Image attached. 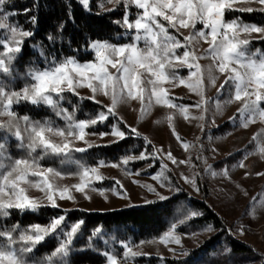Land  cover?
<instances>
[{"label":"snow or ice","instance_id":"6c2138e0","mask_svg":"<svg viewBox=\"0 0 264 264\" xmlns=\"http://www.w3.org/2000/svg\"><path fill=\"white\" fill-rule=\"evenodd\" d=\"M77 2L85 10L90 9V0ZM121 2L124 6L123 16L113 23L125 29L123 39L126 42L114 43L110 39L92 38L89 35L83 45L77 42L75 49H72L73 41L68 40L67 48L72 50V54H68L56 49L57 43L61 44V49L64 47V30L68 22L75 24L72 6L65 0L66 18L60 19L54 28L47 32L45 38L48 45L42 42L33 45L37 55L28 62L26 71L18 74L24 79V83L17 88L11 82L16 78L13 76L14 61L23 53L26 39L34 36L38 16L29 13L35 12L39 4L34 2L32 6L22 10L30 25L25 28L18 22H10L11 16L20 15V12L15 10L13 0H0V29L5 30L0 33V77L6 78H0V132H3L0 137V220L10 218L13 211L25 214L36 213L46 207L58 210L57 214L47 218L46 223L33 222L22 226L17 221L11 225H0V264H71L70 254L74 251V239L80 233L84 221L77 219L66 230L67 213L72 209L62 208L58 200L74 201L73 190L82 193L85 199H91L86 189L91 187L94 181L105 179L99 167L105 163L104 160L90 164L83 157L77 158L75 155L86 154L93 147L99 146L96 141L88 138L89 135L99 138L111 135L113 139L108 141V144L117 143L127 136L142 138L145 148L138 155L124 154L118 161L108 163L112 167H124L130 161H147L151 158L152 164H155L159 159L160 171L153 175L158 187L154 184L143 186L153 193L158 201L169 199V195L159 189H167L169 194L183 191L171 176L165 175L166 170H171L164 163V159L175 165L185 164L191 168V157L178 160L170 149L165 150L162 145L153 144L136 127L124 121L118 112L119 105L138 101V118L142 119L154 100L156 104L175 109L185 120L191 116L200 122L202 131L208 123L215 125V117L222 115L224 109L233 103L239 104L235 112L227 118L233 127L239 124L247 128L256 120L264 122V51L259 48L250 50L248 47L251 33H258L264 38V24L244 22L238 18L227 19L226 13L234 10L236 0H116V3ZM256 2L261 6L258 10L264 12V0ZM129 6H134L137 11L131 14ZM242 10L252 12L257 9L248 7ZM130 15H134V19H130ZM198 23L202 25L199 28ZM182 30H187L188 34L184 35ZM241 33L245 38H241ZM119 38L120 34H117L113 39ZM201 42L206 43L207 47L199 48ZM90 54H94V58H84ZM201 59H208L209 63L202 64ZM41 63L43 66H40ZM179 68H186L187 76H181L177 72ZM218 80L219 86L216 87L215 95L207 96L206 90L216 86ZM165 85L173 88L185 85L198 99L191 105L177 104L175 101L181 98L171 95ZM82 88H87L90 95H82L79 91ZM68 93L77 99L76 103L67 98ZM98 95L107 97L109 103L98 100ZM222 95L223 100L220 99ZM85 99L100 105V109L94 115L86 113L89 118L78 119L76 113ZM65 102L68 107L64 106ZM22 103L43 104L51 108L55 116L64 122L63 125L57 124L47 116L33 119L28 114L19 115L13 109ZM190 108L197 109L198 114L193 115L189 111ZM109 118L114 121L108 125L109 132L87 131L90 127L104 124ZM166 118L172 134L184 149L188 150L192 142L176 132L173 113L169 112ZM260 134H264V129H260ZM10 137L16 140L15 146L21 155L13 157L9 153ZM199 139L197 137V141ZM208 139L211 141L212 137L209 136ZM253 139L257 142L258 152L264 158V143L260 141L258 134H254ZM197 150L202 153L203 144H199ZM212 151L217 150L213 148ZM241 151L244 156L240 159L239 166L244 168V158L250 153L246 149ZM126 152H130V149ZM197 158L204 159L202 155ZM44 159L56 160L58 164L46 166L42 163ZM71 167H74L75 171L65 170ZM232 167H236V164ZM139 171L137 170L138 173ZM205 171H210L213 177L222 175L231 179L227 166L217 172L212 170L211 165H206ZM128 174H131L130 171ZM249 174L248 171L243 173L245 177ZM261 174L255 173L257 176ZM65 176H77L79 182L62 184ZM179 176L184 183L199 192L200 185L197 181L200 173L192 172L186 175L180 172ZM116 185L123 188L119 181H116ZM236 187L241 186L237 183ZM33 189L41 195H31L30 191ZM95 190L101 195L106 191L103 188ZM110 191L121 194L117 192L116 187ZM188 195L190 197L191 193ZM104 198L107 199V196L104 195ZM155 202L144 201L146 204ZM189 215L196 217L202 213L190 212ZM248 215L254 218L255 211L250 208ZM177 226V223H171L168 230L159 235L158 240L165 245L169 242L181 245V238L175 234ZM211 230L212 224L202 229ZM243 231V226L236 229V232L241 234ZM228 232L230 235L236 234L231 228ZM192 235L195 237L197 234ZM106 236L102 226H96L90 232L87 248H81L79 251L95 250L93 240L99 238L105 250H97V254L103 256L105 264H118L114 248L109 250L110 244L115 245L117 239L115 236ZM48 237H56V246L49 253L36 258V248ZM144 242L140 241L139 244ZM118 243L123 249L121 261L149 255L134 251L130 246V239H120ZM181 250L185 259L194 251L186 248ZM169 251L173 252L175 258L176 250ZM224 251L230 253V248H225ZM157 259L160 264H164L167 257L158 255ZM178 264L182 262L178 261Z\"/></svg>","mask_w":264,"mask_h":264},{"label":"rangeland","instance_id":"374dc122","mask_svg":"<svg viewBox=\"0 0 264 264\" xmlns=\"http://www.w3.org/2000/svg\"><path fill=\"white\" fill-rule=\"evenodd\" d=\"M92 1L93 0H90V6L91 3H93ZM101 4L103 5L102 7L99 6ZM119 5L124 9L123 3H116V0H97L96 2V7H98L100 11L115 10ZM248 7L260 8L261 6L256 0H236L234 3V8L236 9L242 10ZM128 10L131 14L137 11L134 6H129ZM130 19H134V15H130ZM201 26L202 25L199 23L197 24L198 28ZM182 31L184 35L188 34L187 30ZM241 38H245L243 33H241ZM249 38L250 41L263 39L258 33H251ZM204 47H207V44L201 42L199 48ZM200 62L202 64H208L209 60L201 59ZM177 72L181 76H187L186 68H179ZM220 79H223L222 75ZM165 86L169 88L171 95L181 98L175 101L177 104L191 105L198 99V96L189 91L185 85H177L175 88L169 85ZM218 86L219 80L216 86L209 87L206 90V95L214 96L216 87ZM79 91L82 95H90L87 88L79 89ZM97 99L102 100L105 104L109 103V99L102 95H98ZM220 99L223 100L224 96L222 95ZM237 107H239L238 103L228 105L224 109L222 115H217L215 117V125L208 123L203 131L199 127L200 122L191 116L188 120H185L175 109L156 104L154 100L142 119L138 118L140 115V104L135 100L131 101L130 104L119 105L118 112L128 125L136 127L138 131L146 135L153 144L158 146L162 145L165 150L170 149L178 160H186L189 156L191 157V163L193 165L191 168L185 164L175 165L165 158L164 163H166L168 169L171 170H166L165 175L171 176L174 183L182 188L183 191L191 193L192 197L206 201L222 218L227 234L240 243L248 246L253 253L251 255L236 256L230 261L223 259L225 261H221L220 263H203L201 261H195V259H192L194 252L198 250L207 239L220 232V230L213 227L211 231H202V229L205 228V226H202L198 229H189L185 231L181 229L177 223L178 226L175 230V234L181 238V245H177L174 242H169L168 245H165L158 240L159 235L141 240L145 241L143 244H139L140 241L131 240L130 246L133 247L134 251H140L149 255L146 257L141 256L135 259H128L127 261H121L123 249L118 243L119 240L117 236H115L117 243L115 245L110 244L109 250L114 248V254L118 257V264H160L157 259L158 255L167 257L164 264H178V261L182 262V264H264V158H262L261 154L258 152L257 142L253 139V135L258 134L260 141L264 143V134H260V129H264V122L256 120L250 123L247 128H243L239 124L233 127L232 123L228 122L227 118L235 112ZM189 111L193 113V115L198 114V110L195 108H190ZM169 112L173 113V125L176 132L185 140L192 142V146H190L188 150H185L181 142L172 134V130L166 118ZM209 136L212 137L211 141L208 139ZM132 137L136 138V140H141L139 144L141 145L143 143L141 150H144L145 145L143 139L135 136ZM197 137L200 138L199 141H197ZM217 137H221V139H216ZM88 138L96 141L97 145H106L108 141L113 139L111 135H106L103 138H99L96 135H89ZM199 144H203L204 146V151L202 153H199L197 150ZM213 148L217 151L213 152ZM245 149L250 154L244 158L246 167L241 168L239 166V161L244 156V152L241 150ZM148 150H151V146H149ZM229 153H232V155H228ZM128 154L138 155L139 153ZM198 155H202L204 159H198ZM99 160L102 159H98V161ZM108 162L109 161H105L103 165L99 166L100 172L105 179L102 181H94L93 185L86 189L91 199H85L82 193L73 190L72 194L75 196V200H58L61 207L72 210L80 209L88 212H107L123 207L141 206L146 204L144 203L145 200H156L154 194L149 192L143 185L154 184L158 187V182L153 179V175L160 171L159 159H157L155 164H152L151 158L147 161L143 159L130 161L129 164L124 167H112ZM149 164H152V166L148 167ZM233 164H236V167L233 168ZM206 165H211L212 170L217 172H219L222 167L227 166L231 179L229 180L222 175L213 177L210 171H205ZM137 170H140L139 173ZM129 171L131 174H128ZM245 171L250 173L247 177L243 175ZM180 172H184L186 175L192 172L200 173V177L197 181L200 185L199 192L194 191L190 185L184 183L179 176ZM257 172L262 174L257 176L255 175ZM116 181H119L120 184L123 185V188L116 185ZM77 182H79L77 176H65L61 181L62 184L69 185ZM237 183L241 186L240 188L236 187ZM113 187H116L117 192L121 194L110 191ZM96 188L105 189L104 195L107 196V199L104 198V195L97 192L95 190ZM159 190L163 191L165 195L172 196L175 194H169L167 189ZM244 192L247 194L245 195ZM30 194L33 196L41 195V193L35 189L31 190ZM254 197L255 200H253ZM250 208L255 211L254 218L248 215V210ZM69 226L70 225L66 221L65 229L67 230ZM241 226L244 228L242 234L236 232V229ZM229 228L236 234L230 235L228 232ZM104 233L106 232L104 231ZM192 233H196L197 235L194 237ZM112 236L114 235L108 234L106 238ZM53 238L56 237H48L42 243L50 241ZM81 241L84 242V239L80 231L74 239L72 246L74 251L71 254L75 252H85L79 250L81 248H87L88 241L86 247L78 248L76 244ZM93 244L95 245V250L89 251L91 256L96 257V261L81 264H105L103 256L97 254V250L101 252L105 250L102 240L95 238ZM98 245L102 249H99ZM182 248L193 249L194 251L185 259L184 253L181 250ZM225 248L227 247L225 246L224 250ZM169 249L176 250L175 258L173 252L169 251ZM224 250H222L220 255L223 253L227 255Z\"/></svg>","mask_w":264,"mask_h":264},{"label":"trees","instance_id":"16d2710c","mask_svg":"<svg viewBox=\"0 0 264 264\" xmlns=\"http://www.w3.org/2000/svg\"><path fill=\"white\" fill-rule=\"evenodd\" d=\"M34 2L39 4V8L35 12L29 13V15H37L38 24L34 29V36L27 38L23 44V53L14 61L13 76L16 78L11 82L17 88L21 87L24 83V79L18 74L24 73L28 62L37 55L36 52H34L33 45L37 42L48 45V41L45 38L47 32L52 30L60 19L66 18L65 0H13L15 10L19 11L20 15L11 16L10 22H18L25 28H29L30 25L27 23V18L22 10L32 6ZM92 2L90 9L85 10L77 0H68V3L72 6L73 15L75 16V24L68 22L64 30V47L61 49V44L57 43V51L63 50L68 54H72V50L67 48L68 40L73 41L72 49H75L77 47V42L83 45L86 37L89 35H91L92 38L110 39L114 43L126 42L123 39L125 29L121 25L113 23V21L122 18L123 7L119 5L115 10L100 11V9L96 7L97 0H93ZM253 9L257 10L248 12L234 8V10L226 13V18H238V20L244 22L264 24V12L259 11V7ZM4 31L5 30L0 29V33ZM117 34H120V38L118 40L113 39ZM248 47L250 50L259 48L264 51V38L252 40ZM89 52H91V50H89ZM84 58L92 59L94 58V54H90ZM37 62L39 63L38 58ZM40 66H43L42 63ZM66 95L73 103L77 102V99L73 97L72 94L68 93ZM64 106L68 107L67 102L64 103ZM99 109L100 105L85 99L80 105V110L76 113V118H89L85 115L86 113L94 115ZM13 110L17 111L21 116L28 114L33 119H41L47 116L61 126L64 123L60 118L55 116L51 108L43 104L31 105L22 103L19 106H14ZM113 122V119L109 118L104 124H98L87 130L90 133H98L100 131L107 133L110 131L108 125ZM2 136L3 132H0V137ZM139 141L141 140H136V138L132 136H127L117 143L99 145L90 149L86 154L76 153L75 155L77 158L83 157V159L90 164L96 163L98 159L115 162L124 154L139 153L143 147V143L140 145ZM15 145L16 140L10 137L8 151L13 157L21 155V152L17 150ZM128 149H130V152H126ZM42 163L46 166L48 164H53L55 166L58 164V161L44 159ZM65 170L75 171V168L71 167ZM188 194L187 191H181L169 196V199L166 201L153 200L156 202L141 206L123 207L107 212H88L85 210L73 209L67 213L66 221L69 225L77 219H83L84 221L80 230L84 242L81 241L77 243L76 246L78 248L86 247L91 230L98 225L102 226L103 231H105L107 235L111 234L117 236L118 240L130 239L132 241H141L160 235L169 228L171 223H178L180 228L185 231L189 229H198L208 224H212L214 228L220 230V232L212 235L194 252L192 259H195V261H201L203 263H220L226 259L230 261L236 256L251 255L253 253L248 246L240 243L227 234L222 218L206 201L192 196L189 197ZM190 212H200L202 215L191 217L189 216ZM57 213V209H52L50 207L43 208L36 213L21 214L18 211H13L10 218L0 220V225H11L17 221L22 226H26L33 222L46 223L49 216ZM180 221L184 222L181 224L179 223ZM56 243V238L41 243L36 248L34 256L39 258L45 253H49L56 246ZM225 246L230 248V253H227V255L225 253L220 255ZM98 248L102 249L99 245ZM70 260L72 264H81L96 261V257L91 256L90 251L87 250L85 252H75L71 254Z\"/></svg>","mask_w":264,"mask_h":264}]
</instances>
